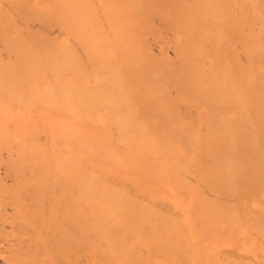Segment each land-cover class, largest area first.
I'll return each mask as SVG.
<instances>
[{"label":"bare ground","instance_id":"6f19581e","mask_svg":"<svg viewBox=\"0 0 264 264\" xmlns=\"http://www.w3.org/2000/svg\"><path fill=\"white\" fill-rule=\"evenodd\" d=\"M0 170V264H264V0H0Z\"/></svg>","mask_w":264,"mask_h":264},{"label":"rangeland","instance_id":"374dc122","mask_svg":"<svg viewBox=\"0 0 264 264\" xmlns=\"http://www.w3.org/2000/svg\"><path fill=\"white\" fill-rule=\"evenodd\" d=\"M162 30V31H161ZM161 32H163V33H161ZM164 32H166V33H164ZM172 33L171 31L169 32V30H167V29H160V33L156 36V37H154V38H150L151 39V43H152V45L154 46H156L158 49H160V51H161V55L162 56H160L161 57V59H163V61H164V63H167V64H170V65H177V63H176V59L174 58V56H173V52L175 53V51H176V48H177V44L175 43L176 42V36L174 35V34H172V35H170L169 34V36H168V33ZM167 34V35H166ZM163 35H166V36H163ZM180 35V34H179ZM163 36V37H162ZM174 36V37H173ZM172 37V38H171ZM165 38V39H164ZM169 38V39H168ZM174 38V39H173ZM152 40L154 41V42H152ZM174 42H172V41ZM167 41H169V43L167 42ZM154 43V44H153ZM171 44V45H170ZM174 45V46H173ZM172 47V48H171ZM176 47V48H175ZM165 48H167V49H165ZM169 49V50H168ZM172 49V50H171ZM174 49V50H173ZM169 53V54H168ZM167 54V55H166ZM169 55H171V56H169ZM172 57V58H171ZM175 62V63H174ZM0 177H3V171L2 170H0ZM262 209H264V207L262 208ZM258 243V242H257Z\"/></svg>","mask_w":264,"mask_h":264}]
</instances>
